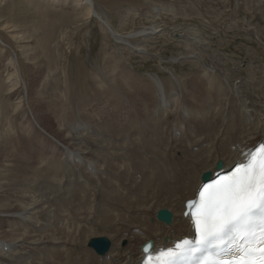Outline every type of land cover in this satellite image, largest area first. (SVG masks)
I'll use <instances>...</instances> for the list:
<instances>
[{"label":"bare ground","instance_id":"bare-ground-1","mask_svg":"<svg viewBox=\"0 0 264 264\" xmlns=\"http://www.w3.org/2000/svg\"><path fill=\"white\" fill-rule=\"evenodd\" d=\"M73 3L75 5L81 4L86 15L96 16L109 31L114 33L115 39L122 42L121 36L112 29L109 22L105 18L101 19L97 16V12L95 13L93 10L92 0H73ZM167 11H169L167 7L155 8L151 17L157 19L160 13H166ZM161 30L160 25L154 20L151 26L144 27L135 34L146 38L153 34L157 35ZM133 35L134 33L128 34L126 38H131ZM125 44L130 48L134 47L127 41ZM134 48L140 51L144 50L141 46H135ZM12 63H15L16 68L14 67V69L16 71L13 69L12 73L5 72L4 74V80L8 82V87H15L19 82L15 59ZM108 66L111 69L112 66ZM94 73L92 74L94 75ZM198 74H196L197 78ZM13 75L14 77H11ZM12 78H14V81H12ZM98 78L96 77L95 80L97 81ZM101 78L104 82L105 77L101 76ZM106 78L110 80L109 77L106 76ZM210 79L212 82L214 81V78ZM150 80L152 88L155 89V94L153 93V102L144 106L143 114L147 116V121L144 122L151 123L153 120V123L149 124L152 127L143 132L141 130L143 128L135 125V121L132 120L131 122L135 124H131L134 129L131 142H126V139L124 142L123 137L120 138L122 133L120 134V130L117 128V118L111 119V115L116 114L122 105L120 97L117 95L119 91L116 94V91L114 92L111 88L110 91L113 92L105 93L108 87L111 86H108L104 92V90L101 91L100 85V95H95V98L92 96L93 100L104 101L110 106L107 113L100 112L96 108L91 115L96 117L94 119L96 128L92 127L97 132L106 130V128L109 129L110 132L106 135L92 133L85 123L81 132L72 133L71 129L73 127L68 126V124L64 125L63 122L64 126L62 125L57 129L59 138L62 137L61 141L55 135H50L45 131L46 141L45 137L42 136L40 141L43 144L34 145L31 136L39 132L36 130L37 128L42 130V126L40 127L37 121L35 122L32 113L29 114L23 110L17 113V115L22 114V120L30 125L24 131L28 133L30 139L29 142L22 143L15 124L14 135L21 145L12 141L0 144V211H4L1 212L2 217L0 216V236L6 238V240H0V264H138L142 255L141 245L143 243L151 240L154 248L158 249L171 246L174 241L191 233L189 217L183 214L184 203L186 200L195 197V193L202 182L201 177L204 171L209 170L211 174H214L215 165L219 158L223 162L222 166L225 170L227 166L242 159V153L249 151L258 143L264 142V105H260L258 102L261 98L247 99V102H241L236 98L238 123L230 121L221 132V121L219 119L223 120L221 116L224 115L225 107L232 102L220 95L221 93L217 91L218 88L214 86L217 83L212 85L211 82L212 86L210 87L214 86L217 89L215 91L221 97V100L219 99L221 107H210V110L200 112L189 110L186 107H180L179 109V101L175 97H171L175 94L174 91L168 92V88L172 85L169 84L170 86L167 88L165 84L152 76ZM129 82L130 79L127 84ZM218 85L216 86L218 87ZM132 86L131 89H133ZM88 87L90 86L88 85ZM33 88L32 86V92H34ZM35 88L38 90L39 87L35 86ZM91 88H89L90 91ZM94 88L91 92L95 90ZM119 88L117 87V89ZM172 89L175 90L176 88L173 87ZM37 90L35 93L38 96L41 93H38ZM96 91L98 90L96 89ZM143 91L142 100H147L151 96L149 86L143 85ZM101 92L106 95L103 93V97ZM125 92L123 88V94ZM32 94L34 95V93ZM134 94L131 95L134 96ZM208 99L210 100V98ZM63 101L65 103V100ZM87 102L88 100H86ZM188 102L190 101L188 100ZM49 103L52 104V102ZM73 103L75 102L73 101ZM209 103L210 101L207 105ZM68 107L66 108L70 110L71 108ZM179 110H181L180 115L176 114ZM107 114H110L108 118H106ZM173 114L178 115V118H182V121L179 119L178 127L166 131L163 128L168 126L167 128L170 129L173 127L172 124L176 121L175 119H177L176 115L171 116ZM63 115H65L64 111ZM140 117V114L135 113L134 120H138ZM190 121L192 124L194 122L196 126H191ZM11 131L13 130L11 129ZM4 133L5 138H7L13 132L10 134ZM152 134H156V146L153 145L154 142L152 144L151 141H148L149 136ZM2 137L0 136V138ZM87 139L91 142L93 150ZM145 139H147V142L144 141ZM3 140L6 141V139ZM120 141L124 143H120ZM177 143L181 145L179 144L180 146L175 150L177 149L181 154L175 157L172 155L171 148L175 147ZM29 151L42 152L41 158L38 160L32 159L27 155ZM90 151L97 155L95 160L88 157ZM83 163H85L84 166ZM104 164H106L107 170L104 168ZM105 176L104 187H97L93 184H100ZM77 181L79 182L75 184ZM81 204H84L82 209L85 210V215L66 212L67 205H70L73 210H77L81 207ZM163 207H168L175 214L173 216L171 212L172 219L169 223L160 221L156 217L157 211ZM150 218H152V222H150ZM1 231L3 234H1ZM101 234H105L110 240V247L103 254L95 252L88 245L91 238L98 237ZM164 236L167 238L163 239ZM123 240L124 245L120 246V242Z\"/></svg>","mask_w":264,"mask_h":264},{"label":"rangeland","instance_id":"rangeland-1","mask_svg":"<svg viewBox=\"0 0 264 264\" xmlns=\"http://www.w3.org/2000/svg\"><path fill=\"white\" fill-rule=\"evenodd\" d=\"M92 2L93 10L95 13L97 12V16L101 19L105 18L109 22L112 29L121 36L122 42L117 41L113 36L114 33L109 31L96 16L86 15L82 5H75L73 0H0V129L2 128L0 136L6 139L5 141L0 138V144L12 141L21 145L14 135L15 124L22 143L30 139L28 133L24 132L30 125L22 120V114L17 115L22 110L29 114L32 113L35 122L37 121L40 127L42 126V130L37 128L36 130L39 132L31 136L34 145L43 144L40 141L42 136L46 141L45 131L50 135H55L61 141L62 137L59 138L57 129L62 127L63 122L64 125L68 124L73 127L72 133L81 132L85 123L92 133L106 135L110 132L109 129L97 132L92 127L96 118L91 116L93 111L98 108L100 112L107 113L110 109L106 102L92 99V96L95 98V95H100V85L101 91L104 90V92L108 86H111L108 87L106 94L113 91H116L117 94L119 91L117 95H119L122 105L116 114L111 115V119L117 118V128L120 130V134L122 133L120 138L123 137V141L126 139V142H131L134 134L131 124L136 123L135 125L143 128L141 129L143 132L152 127L149 124L153 123V120L151 123L144 122L147 121V116L143 114L144 106L153 102L155 94L150 80L151 76L165 84L167 88L170 85L176 88L177 91L171 86V89L168 88V92L174 91L175 94L171 97H175L179 101V109L186 107L189 110L201 112L214 107L219 108V106L221 107L220 95L231 101V104L226 105L223 117L221 116L223 120L219 119L221 132L230 121L238 123L236 98L241 102H247L251 98H261L260 101L258 99L257 101L260 105H264V0H92ZM159 7H167L169 11L160 13L157 19H153L151 15L154 9ZM154 20L160 25L162 34L158 32L157 35L153 34L152 37L146 38L136 36L135 33L140 32L144 27L151 26ZM131 33H134V37L132 36L128 40L126 37ZM124 41L134 47L141 46L144 50L130 48L123 43ZM14 59L17 64L19 82L15 87H8V82L4 80V74L5 72L12 73L15 67V63H12ZM108 65L112 67L114 65V67L109 69ZM92 73L97 74L95 78ZM196 74H198V78ZM92 75L93 77H91ZM100 75L105 77V83L101 80ZM129 75H131L130 78ZM96 77H100L98 82L95 80ZM140 77L144 78L139 80ZM210 78H214V81L217 82H212ZM129 79L130 86L127 84ZM37 82L39 83L37 84ZM94 82L100 84L96 85ZM120 83L124 85L122 86ZM149 83L151 84L149 85ZM175 83H177L176 87ZM210 83L212 85L217 83L218 87L214 86L218 90L214 86L210 87L212 86ZM181 84L182 86H180ZM31 85L34 87V92H32ZM143 85L149 86L151 90V96L147 100H142ZM35 86L39 87L38 90ZM131 86L133 89L130 88ZM93 87L95 90L91 92ZM117 87H120L121 90ZM111 88L113 91H110ZM123 88L124 92L126 90L125 95ZM36 90L41 93L38 94L41 97L37 96ZM130 90L136 93L134 94ZM215 90L221 94L218 96L219 93ZM103 93L101 92L102 95ZM80 97L81 99H79ZM135 98L138 99L134 100ZM63 100H65L66 106ZM86 100H88L87 103ZM95 101L99 103L96 102V104ZM208 101H210L209 105H207ZM69 105L70 107H68ZM66 107L72 110L74 108V112ZM63 111L65 115H63ZM178 112L176 114L180 115L181 110ZM135 113L141 115L138 120H134ZM176 114L171 116L174 117ZM178 115L175 116L177 119L172 124L173 127L169 126L170 129H168L167 126L163 129L170 131L178 127V122L182 121V118L177 117ZM109 116L110 114H107L106 118ZM132 120L135 123H132ZM189 124L196 126L191 121ZM8 130L13 133L10 134L11 132ZM4 132L10 134V137L5 138ZM156 134H152L148 138V141H151L152 144L154 142L155 146L157 145ZM167 137L169 138L170 135ZM167 137L166 139L170 140ZM144 141L147 142V139ZM88 142L93 150L91 142L89 140ZM124 142L120 141V143ZM179 144L177 143L175 147L171 148L172 155L175 157L181 154L177 150L181 145ZM175 148L177 149L175 150ZM91 154L94 156L92 157ZM27 155L38 160L41 158L42 152L29 151ZM95 155L90 151L88 157L95 160L97 158ZM104 168L107 170L106 164H104ZM106 176L100 184H93L97 187H104ZM83 206L84 204H81L80 208L73 210L70 205H67L66 212L85 215ZM163 208L172 212L173 216L175 215L168 207ZM1 212L4 211H0V216ZM149 220L152 222V218ZM1 234H3L2 231ZM101 235L106 236L105 234ZM166 238V236L163 237V239ZM0 240H6V238L0 236ZM122 245H124V240L120 242V246Z\"/></svg>","mask_w":264,"mask_h":264},{"label":"snow or ice","instance_id":"snow-or-ice-1","mask_svg":"<svg viewBox=\"0 0 264 264\" xmlns=\"http://www.w3.org/2000/svg\"><path fill=\"white\" fill-rule=\"evenodd\" d=\"M186 202L192 237L155 249L141 264H264V142Z\"/></svg>","mask_w":264,"mask_h":264},{"label":"water","instance_id":"water-1","mask_svg":"<svg viewBox=\"0 0 264 264\" xmlns=\"http://www.w3.org/2000/svg\"><path fill=\"white\" fill-rule=\"evenodd\" d=\"M222 165H223V162L221 160H218L216 165H215L216 171H221L222 167H223ZM210 175H211V172L209 170L208 171H204L202 173V177H201L202 183L204 181L208 180L211 177ZM156 217L160 221H163L165 223H169L171 221V219H172V213L169 210H167L165 208H162V209H159L157 211ZM88 245L95 252H97L99 254H103L109 249L110 242H109V239L106 236L101 235V236H98V237H95V238H91L88 241Z\"/></svg>","mask_w":264,"mask_h":264}]
</instances>
